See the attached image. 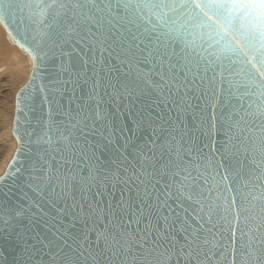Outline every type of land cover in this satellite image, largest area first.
Segmentation results:
<instances>
[{
  "label": "snow or ice",
  "instance_id": "6c2138e0",
  "mask_svg": "<svg viewBox=\"0 0 264 264\" xmlns=\"http://www.w3.org/2000/svg\"><path fill=\"white\" fill-rule=\"evenodd\" d=\"M18 18L26 31L34 32L31 39L36 41L37 47L46 38L53 46L61 47L53 39L54 34L63 44L86 42L89 51L99 49L102 53L107 51L123 57L121 64L150 65L148 73L143 77L138 74L134 83L150 81L161 96L179 95L181 87L186 94L189 73L193 70L196 75L192 83L198 78L201 84L214 87L219 77V86H226L231 111L226 117L221 116L220 122L227 125L225 134L234 150L233 156L241 158V169L244 162L251 164L248 176L237 172L217 180L214 157L202 155V149L194 140L181 138L174 146L176 136L171 135L164 143L149 138L151 147L132 145L139 161V168L133 164L132 170L140 183L145 184L146 197L138 196V209L134 207L135 201L125 205L123 199L115 206L108 203L103 208L99 203L88 204L85 225L89 219L95 218L96 223L102 216L114 229H104L105 248L99 255L111 264L117 261L119 264H172L173 258L175 264L182 261L184 264H264V0H0V23H15ZM32 55L34 60L42 59L34 51ZM34 69L33 80L38 75L39 63ZM122 86L129 96L135 91L129 84ZM113 87L119 91L118 86ZM26 90H22L21 95ZM217 106L213 104L214 108ZM96 118H100L99 112ZM68 123L70 128L67 129L59 124L46 126V142L53 143L52 136L56 135L58 147L62 145L56 167L48 165L37 170L40 175L30 174L33 191L47 196L53 208H57L61 200L69 207L68 194L77 189L83 193L88 180L95 184L103 167L96 155L101 144L91 143L89 132L95 135V131L89 129L87 118L70 117ZM212 127L215 129V122ZM139 128L138 121L137 130ZM108 131L114 134V129ZM164 131L161 129V134ZM101 136L108 145L112 143L111 136L104 133ZM125 140L127 147L131 141ZM104 148L106 151L107 145ZM144 148H148V152ZM165 157L166 162L161 163ZM74 161H86L84 169L80 170V163ZM15 163L14 158L9 168ZM96 165L99 167H95L93 176ZM84 171L88 176H84ZM141 174L150 179L145 182ZM114 178L119 182V173ZM161 181H164L162 192ZM91 186L87 185L89 189ZM96 189L102 199L98 184ZM257 189L262 190L260 194H253ZM153 193H157L154 198ZM226 193L233 195L229 197ZM76 208L73 198L69 210ZM78 208L80 213L85 212L83 203ZM136 211L140 213V220L133 219ZM161 212L164 213L162 223ZM125 215L128 216L127 227ZM76 218L74 216V220ZM114 219L118 222L114 223ZM144 219H147L144 229L129 231L132 223L139 229ZM153 230L154 236L151 235ZM59 231L52 232L53 240L47 244L44 243L47 238L30 239L37 240L52 253V264H77L85 252L77 255L79 246L74 248L67 237H59L63 243L53 248ZM178 234H182V242L177 239ZM17 236L24 241L25 256L31 259L37 254L35 245L29 247V241L24 240L22 234ZM88 255L94 261L97 259L92 252Z\"/></svg>",
  "mask_w": 264,
  "mask_h": 264
},
{
  "label": "water",
  "instance_id": "95a60500",
  "mask_svg": "<svg viewBox=\"0 0 264 264\" xmlns=\"http://www.w3.org/2000/svg\"><path fill=\"white\" fill-rule=\"evenodd\" d=\"M25 23L28 21L25 20ZM0 24L7 32L10 41L27 53L32 61L26 83L15 94L12 131L17 147L5 171L0 175L2 178L0 179V264H16L17 260L19 264H25L26 260L27 264H52V253L37 240L30 238H47L44 239V243L47 244L49 240H53L52 232L57 229L60 231L53 248L63 243L59 237H67L74 248L79 246L77 255L80 251L85 252L84 256L79 257L77 264H111L99 253L105 248L102 233L105 228L113 231V225L107 224L102 216L96 223L93 222L95 218L89 219L85 225L87 206L89 203H99L101 208L108 203L115 206L123 199L125 205L135 201L134 207L137 209L140 207L139 198L146 197L145 184L140 183L137 174L132 170L133 164L139 168L137 153L132 145L139 148L148 144L151 147L149 138L159 139L161 143H164L170 139L171 135H175L177 144L174 146L178 145L181 138L185 141L194 140L196 146L202 149V155L214 157L215 172L218 173L217 180L226 174L231 175L237 172H242L245 177L248 176L251 164L244 162L241 169V158L233 156L234 150L231 149L228 136L225 134L227 125L226 123L222 125L220 122V117H226L231 107L227 104L226 86L224 88L219 86V77L214 87H210L207 83L201 84L198 78L195 83H192V78L196 75L193 70L189 73L187 93L185 94V89L181 87L179 95L169 98L166 95L161 96L150 81L147 84L143 81L138 85L134 83L138 74L143 77L145 73H148L150 65L129 66L126 62L121 64L120 60L123 57L110 55L107 51L102 53L99 49L89 51L86 42L80 45L63 44L54 34L53 39L56 40V44L62 45L61 47L53 46L47 38L37 47L36 41L31 39L34 32L26 31L19 18L15 23ZM33 51L42 59L34 60ZM62 53H68V55H62ZM36 63H39V72L33 80ZM211 76L212 73L209 71L208 78L210 79ZM65 81L68 83L65 84ZM124 84H129L135 89L131 96L124 91L122 86ZM114 85L119 87L118 92L114 89ZM41 88L44 91H41ZM24 89L27 90L21 95ZM213 104L218 106L214 108ZM97 112L100 113L99 119L96 118ZM70 117L80 120L87 118L89 129L95 131V135L89 132L91 143L101 144L96 155L99 156L103 167L95 184L88 180L84 185L83 193L77 189L74 193L68 194L69 207H65V202L61 200L58 207L53 208L47 196L33 191L34 183L30 179V174L40 175L41 173L37 170L48 165L56 167L62 154L60 150L62 145L58 147L56 135L52 136L53 143L46 142L48 140L45 136L46 126L59 124L62 128H70L68 123ZM202 119L203 123H201ZM138 121L140 122L139 130H137ZM214 122L215 129L212 127ZM153 128L156 129L155 135H153ZM173 128L176 129L175 132L172 131ZM108 129H114V134ZM161 129L165 130L162 134ZM133 132L135 135H132ZM101 133L111 136L110 145L106 139H103ZM125 138L131 141L127 147H125ZM104 145H107L106 151ZM184 146L187 148L189 145L186 143ZM226 148L229 150L226 151ZM144 151L148 152V148H144ZM156 153L159 154V146ZM53 157L56 159L53 160ZM14 158L16 163L10 169L9 166L13 164ZM166 160L167 157L161 163ZM74 163L80 162L74 161ZM85 163L86 161L80 163V170L84 169ZM95 167L99 165L94 166L93 176L96 175ZM225 169L228 170L227 173ZM148 171L151 172V168ZM117 173H119V182L114 178ZM83 174L88 176L87 171ZM129 176L132 177L131 181L128 180ZM141 178L145 182L150 179L143 174ZM125 181L128 183L125 184ZM163 183L164 181H161V192ZM225 183L229 182L225 181ZM97 184L103 194L102 199L97 194ZM87 185L92 186L89 189ZM229 186L232 185L229 184ZM148 190L152 192L151 186ZM260 191L262 190L257 189L253 194L259 195ZM156 194L153 193V198ZM226 195L231 197L233 194L226 193ZM73 198L77 202V208L75 211H70ZM80 203L84 205V213L79 212ZM163 214V212L160 213L161 223ZM74 216L77 217L75 220ZM133 219H141L138 211L134 213ZM124 221L127 227V215L124 216ZM116 222L118 221L114 219V223ZM146 224L147 219L141 220L140 228L137 229L136 223H132L129 231L139 232ZM155 224L156 216L154 215L153 228ZM163 227L168 226L163 225ZM18 233L24 236V240L29 241V247L35 245L37 254L31 259L25 256V244L18 238ZM151 235H155L154 230ZM73 237L76 239L73 240ZM177 239L182 242V234H178ZM149 240L151 241V236ZM88 252H92L97 259L94 261ZM105 255L110 253L105 252ZM116 264L119 262L117 261ZM172 264H175V258ZM181 264L184 262L182 261Z\"/></svg>",
  "mask_w": 264,
  "mask_h": 264
},
{
  "label": "bare ground",
  "instance_id": "6f19581e",
  "mask_svg": "<svg viewBox=\"0 0 264 264\" xmlns=\"http://www.w3.org/2000/svg\"><path fill=\"white\" fill-rule=\"evenodd\" d=\"M0 27H1L0 28V65H1L0 66V71H1V69H3L2 71L7 73L9 78H11V82L12 81L16 82L19 79V77H20L19 76L20 75V71H21L20 69L23 66L25 68V71H24L23 76H22L23 83H22L21 86H23L26 83L27 79H28L27 77H28V74H29V72L31 70V67H32V65H31L32 61H30V58L27 59V57H29L27 53L21 51L15 44H13L10 41L9 36L7 35V32L1 26V24H0ZM2 28H3L4 31L2 30ZM4 32L6 34V38L9 40L11 45H14L12 47L10 46V48L12 50V53H9V51H8L9 54L7 53V49L9 47L6 46L7 49H5V45L6 44L9 45V44L4 42V41L3 42H4L5 45H3V43H2V36L5 37L4 34H3ZM16 47L20 50L21 53L27 55V57L25 55L21 54V53H18L17 52L18 49ZM27 61H28V65L26 64ZM29 61H30V67H29ZM14 99H15V97H14ZM14 112L15 111L13 110V113L11 114V117L9 116L10 120L6 124L7 126L6 125H5L6 127L4 126L6 129L4 130L5 132L3 131L4 132L3 135H5L6 138L8 137V140H9L10 143L8 144L9 147L7 149V153H6L5 157L3 159H1V161H0V175H2V173L5 171L6 167L9 164V160L12 158V155H13L16 147H17L16 139H15V137L13 135V131H12L13 130L12 123H13V118H14ZM11 135H12V137H11Z\"/></svg>",
  "mask_w": 264,
  "mask_h": 264
},
{
  "label": "rangeland",
  "instance_id": "374dc122",
  "mask_svg": "<svg viewBox=\"0 0 264 264\" xmlns=\"http://www.w3.org/2000/svg\"><path fill=\"white\" fill-rule=\"evenodd\" d=\"M1 28V27H0ZM3 30V28H2ZM1 30V31H2ZM4 31V30H3ZM5 37L2 36V43L3 45L4 42L8 43L9 45H5V49H7V47H9L7 49V53L9 51V53H12V50L10 48V46H14L11 45V43L9 42V40L6 38V34L5 32L3 33ZM7 40V41H6ZM4 41V42H3ZM7 46V47H6ZM17 48V47H16ZM18 49V48H17ZM18 53H21L20 50L18 49L17 51ZM8 53V54H9ZM23 54V53H21ZM25 55V54H23ZM27 57V55H25ZM29 57H27L28 59ZM28 65V61L26 63ZM32 65V63H31ZM1 66V65H0ZM29 67H30V61H29ZM3 69H1L0 71V161L1 159H3L7 153V149L9 147V140L8 137L6 138L5 135H3V133L5 132L4 130L6 129L5 127L7 126L6 124L9 122L11 114L13 113L14 110V103H15V99L14 97L16 96V92L19 90L18 88L22 85L23 83V73L25 71V68L22 66L21 67V71H20V77L19 79L14 82H11V78H9L8 74L2 71ZM22 87V86H21ZM20 87V88H21ZM18 89V90H17ZM5 98V99H4ZM7 104V105H6ZM12 104V105H11ZM13 108V109H12ZM10 116V117H9ZM13 116V115H12ZM6 125V126H5ZM5 126V127H4ZM4 131V132H3ZM12 137V135H11ZM3 154V155H2Z\"/></svg>",
  "mask_w": 264,
  "mask_h": 264
}]
</instances>
